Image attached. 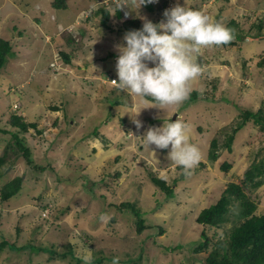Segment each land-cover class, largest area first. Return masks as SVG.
<instances>
[{
	"label": "rangeland",
	"instance_id": "rangeland-1",
	"mask_svg": "<svg viewBox=\"0 0 264 264\" xmlns=\"http://www.w3.org/2000/svg\"><path fill=\"white\" fill-rule=\"evenodd\" d=\"M65 1L78 14L64 29L71 48L63 50L72 55L70 62L51 40V35L63 37L58 26L62 9L52 8L55 0H13L6 8L16 25L21 9L23 24H28L26 19L32 24L27 26L30 54L22 61L15 54L0 72V128L7 131H0V156L7 145L13 152L2 168L0 188L16 176H23L24 186L10 201L0 198V242L5 234L15 246L0 253V264H83L80 257L89 250L92 264H112L113 257H119V264H204L208 251L195 254L189 244L204 229L197 222L199 213L264 156V131L253 121L235 134L232 149L226 144L241 122V110L264 107V0H159L151 3L153 12L146 5L140 8L139 17L159 23L165 10L179 3L224 26L236 20L234 30L242 38L234 45L202 49L195 57L202 74L189 82L190 94L198 91L199 101L190 102L189 95L178 105L144 109L139 130L127 113L140 112L145 103L121 92L115 82V45L123 43V24L130 19L144 22L137 16L138 4ZM120 4L137 12L124 7L118 15ZM102 7L110 10L107 24L97 12ZM7 12L0 7V14ZM11 24L0 26L1 38L7 37ZM43 30L51 35L45 38ZM51 61L58 62V69L48 70ZM116 100L123 105H113ZM14 114L37 123L19 132L33 163L16 147L11 132L19 130L10 123ZM177 118L189 125L190 143L200 153L190 175L170 160L171 146L154 152L137 137ZM213 138L219 142L217 159L210 157ZM14 157L15 166L10 164ZM225 162L232 165L229 170H224ZM153 177L167 181L175 196L164 193ZM247 193L258 204L256 213H264V184ZM123 203L135 204L144 214L143 232L137 231V218ZM236 211L234 205L231 221L222 228L207 229L214 241L226 238Z\"/></svg>",
	"mask_w": 264,
	"mask_h": 264
},
{
	"label": "clouds",
	"instance_id": "clouds-1",
	"mask_svg": "<svg viewBox=\"0 0 264 264\" xmlns=\"http://www.w3.org/2000/svg\"><path fill=\"white\" fill-rule=\"evenodd\" d=\"M130 2L138 4V12L128 4L118 5L119 10L127 7L136 11L139 17L142 6L158 3L159 0ZM164 17L159 23L139 17L144 21L142 28L127 31L123 43L115 45L118 53L115 65L118 81L115 82L118 89L131 97L141 98L145 103L140 112L127 113L137 130L143 127L138 117L144 109H162L163 106L181 104L188 98L189 82L202 74L201 66L195 59L202 49L224 45L234 39L232 30L219 21L214 22L204 12L179 3L166 9ZM52 67L58 69V62ZM148 104L153 106L149 107ZM189 133V125L177 118L164 122L162 126L150 127L137 137H141L154 152L171 146L168 154L170 160L182 168L185 175H190L200 161V153L190 143ZM100 219L103 221L105 216L102 215ZM80 258L83 264H92L94 259L91 250ZM112 264H119V257H113Z\"/></svg>",
	"mask_w": 264,
	"mask_h": 264
},
{
	"label": "trees",
	"instance_id": "trees-1",
	"mask_svg": "<svg viewBox=\"0 0 264 264\" xmlns=\"http://www.w3.org/2000/svg\"><path fill=\"white\" fill-rule=\"evenodd\" d=\"M55 8H64L66 6L65 0H55L53 3ZM150 11H155V5L146 4ZM98 13H102V22L108 23L110 18V10L107 7L98 9ZM117 14L121 15L120 10H117ZM143 23L136 19H130L124 22L123 29L125 33L129 30L142 28ZM238 26L236 20H231L227 28L231 29L234 34V39L229 43L224 44L230 46L235 44L236 38H242L240 33H237L234 28ZM261 36V35H260ZM258 36V37H260ZM60 56H62L65 62H70L72 55L64 50H59ZM13 47L11 42L6 38L0 37V72L6 65L11 57L14 56ZM57 63L56 61H53ZM52 61L50 63H53ZM112 68V67H110ZM56 70L49 65L48 70ZM191 101H199L198 91H193L190 94ZM119 99V98H117ZM113 105L121 106L123 101L116 100ZM112 109V106L111 108ZM58 110V109H57ZM111 111V110H110ZM115 115L112 111L111 116ZM241 122L235 127L233 134L228 136L227 146L232 149V142L235 138V134L243 129L246 124L253 121L256 125H259L261 130L264 131V107L259 108L256 111L246 109L241 110L240 113ZM10 123L18 128L19 131L11 132L15 139V144L18 150L22 151L23 156L27 158L30 163H33L30 154L31 149L26 146L22 139L19 137V132H25L29 127H37V123H27L21 116L14 114L10 118ZM0 131L7 132L0 128ZM10 147V145H9ZM6 146L3 155L0 156V180L4 177L3 167L7 166V162L11 156V149ZM211 159H217L219 142L217 138L211 140ZM16 156H19V152ZM17 157H14L10 164L15 166ZM232 167L230 163L225 162L223 165L224 170H229ZM153 181L160 189L166 193L169 197H174V188L171 187L164 179L153 177ZM96 183V182H95ZM264 184V156L254 161L244 172L243 178L239 183L231 182L224 190L221 198L209 207L204 208L197 217V222L204 225V229L201 233V238L195 243L190 242L192 251L195 254L201 252H207L208 255L205 258L204 264H264V213H256L258 204L251 199L248 195V190H257ZM23 176H16L12 180L5 182L0 188V198L2 201H10L12 198L19 195L23 189ZM96 194L94 195V197ZM102 196V195H101ZM131 208L133 215L137 218V231L143 232L146 228L145 216L141 213L132 203H123ZM237 206L236 219L233 222L232 227L224 239L218 238L214 241V236L208 233V228L219 229L223 227V224L231 221L229 213L232 212L233 206ZM233 221V220H232ZM3 240L0 242V253L9 246L15 247L4 234ZM37 250L39 246L34 247Z\"/></svg>",
	"mask_w": 264,
	"mask_h": 264
},
{
	"label": "crops",
	"instance_id": "crops-1",
	"mask_svg": "<svg viewBox=\"0 0 264 264\" xmlns=\"http://www.w3.org/2000/svg\"><path fill=\"white\" fill-rule=\"evenodd\" d=\"M12 1L13 0H3V3H2V5L0 7L2 9H4L5 12H7L6 8L8 7L9 2H12ZM12 3H14V5H16V2L15 1L12 2ZM17 8H20L21 9L20 6H18ZM52 8H55V7H52ZM56 9H62L61 12H58V18H59L58 26H60V29H61V32H62L61 35L63 37H61L60 35H57L55 37V36H53V35H51L49 33H46L44 30H43V34H44L45 38H46L47 34L51 35V40H53V38L56 40L54 43H55V45L57 47H59V50H63V48H66V47L71 48L69 46L70 42L67 40V38H66L67 36L64 33V29H65L66 26H68L69 24H71L70 22H73V20L75 21V19L78 16V14L77 13L75 14L70 9V6H68V3H66V6L64 8H56ZM20 13H22V9L17 12L19 19H21V20H19V26L16 25L15 21H13L11 19V14L9 12H7L6 15H3L4 13L3 14H0V26L3 23H5L6 21H9V22L12 23L11 25H9V27L7 29L8 33H7V37H5V38L11 42V45H12L13 49H15V50H13V52L15 54H19V55L23 56V58H21V61H22V59L26 58L30 54V52H31V51L28 50V49H31V47H30V44L27 42V40H29L28 37H30L27 26H31L32 23H31V21H28L26 19V21L28 22V24H23V21L25 19L24 18L25 15H22ZM23 13L26 14V12H23ZM36 29H39L38 31L41 33V30L42 29L40 28V26H38V24L36 25ZM17 31H18L17 37L16 36L13 37V34L15 32H17ZM1 33L2 32H0V37L2 36ZM35 34L36 33L33 34L34 35L33 38H35ZM51 40H50V42H51ZM26 51H29V52L26 53ZM40 55H43V53L38 54L37 59H40L41 58ZM11 58H13V57H11ZM111 64L113 65L114 63H111ZM106 67L108 68V64H107V66H104V69Z\"/></svg>",
	"mask_w": 264,
	"mask_h": 264
},
{
	"label": "built area",
	"instance_id": "built-area-1",
	"mask_svg": "<svg viewBox=\"0 0 264 264\" xmlns=\"http://www.w3.org/2000/svg\"><path fill=\"white\" fill-rule=\"evenodd\" d=\"M107 5H108V4H107ZM54 65H55V63L52 64V66H54Z\"/></svg>",
	"mask_w": 264,
	"mask_h": 264
},
{
	"label": "bare ground",
	"instance_id": "bare-ground-1",
	"mask_svg": "<svg viewBox=\"0 0 264 264\" xmlns=\"http://www.w3.org/2000/svg\"><path fill=\"white\" fill-rule=\"evenodd\" d=\"M228 163V162H227ZM14 178V177H13ZM107 200V199H106ZM135 205V204H134ZM131 207V206H130Z\"/></svg>",
	"mask_w": 264,
	"mask_h": 264
},
{
	"label": "water",
	"instance_id": "water-1",
	"mask_svg": "<svg viewBox=\"0 0 264 264\" xmlns=\"http://www.w3.org/2000/svg\"><path fill=\"white\" fill-rule=\"evenodd\" d=\"M174 119H175V117H174Z\"/></svg>",
	"mask_w": 264,
	"mask_h": 264
}]
</instances>
